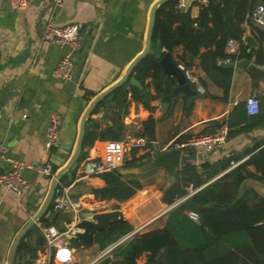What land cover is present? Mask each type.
Segmentation results:
<instances>
[{
    "label": "crops",
    "instance_id": "1",
    "mask_svg": "<svg viewBox=\"0 0 264 264\" xmlns=\"http://www.w3.org/2000/svg\"><path fill=\"white\" fill-rule=\"evenodd\" d=\"M155 1L61 0V4L57 6L51 0H30L24 8L14 9L7 0H0V142L5 144L10 158L25 164L22 171L25 186L21 195L15 196L0 187V264H9L13 241L28 220L43 206L51 179L65 163L60 167L53 165L51 177L42 175L38 169L45 162H51L52 155L58 156L59 160L65 158V162L70 158L75 149L79 122L88 104L97 94L121 78L129 63L144 48L149 11ZM205 2L208 1L198 0L189 7L192 18L198 16L199 5ZM180 7L183 8L181 0ZM47 22L60 27L76 25L79 29L81 46L74 57L73 76L70 80L60 79L54 74V68L66 47L42 38L41 32ZM244 25L243 41L245 36H250L255 42V46L249 47L244 41L247 51H250L258 45L250 26L262 31L264 29L252 24ZM162 51L166 50L162 48ZM205 52L206 49H201L200 54L195 57L184 54L182 58L181 46L170 51L173 61L197 78L204 89L202 94L196 93L189 84L194 94L173 93L170 103L154 98L149 103L150 109H147L141 102L134 101L129 91L127 112L121 113L119 117L113 96L110 100L104 99L105 103L91 118L99 129L121 126L120 140H95L84 159L113 157L121 164L120 169L123 168L125 160L132 159L130 153L135 147L138 148L135 159L142 165L161 151L175 147L179 139L185 140L191 135L211 132L218 128L215 125L218 123L219 127L228 128L227 140L222 147L203 157L181 151L179 170L188 163L202 174L205 182L196 188L199 190L218 181L262 148L264 74L254 77L246 69H230L231 80L224 97L223 88L201 66V55ZM218 62L221 63L220 60ZM249 62L256 64L254 55ZM263 65L264 63L258 66ZM257 68L264 72V68ZM149 81L150 78L146 80ZM127 82L126 86L130 84ZM148 91L155 95L152 87ZM145 93L146 95L143 94L147 97V92ZM249 97H255L259 102L257 114L249 115L246 112L245 101ZM172 101L174 104L171 106ZM188 107L189 111L186 112ZM53 112L60 115L61 125L56 144L49 148L45 129ZM149 117L155 121L154 140L149 147H145L146 139L139 133L143 129L142 123ZM139 139L142 141L137 143ZM63 146L69 147L67 153L62 151ZM83 160L78 162L71 181L61 186L54 199L62 191L78 198L83 208L82 219H91L98 212L120 210L124 220L130 224L131 231L137 230L136 234L163 228L170 211L177 206L172 207L174 202L195 190L191 185H186L183 187L184 195L175 198L170 205L165 203L162 198L169 187L166 185V172L157 168L144 174H132L137 177L142 187L126 201H101L89 190L102 187L103 180L99 175L84 177L80 166ZM227 161L229 165L221 169V163ZM10 168L7 160L0 159V173L7 172ZM246 169L256 173L253 165H248ZM263 187L264 183L247 179L238 189L239 192L252 189L258 195L264 196ZM57 211L53 206V213ZM187 211L188 209L185 214ZM53 213L49 210V214ZM62 224L64 228L66 222ZM44 226L38 220L28 231L24 242L36 249L30 253L17 252L15 264H24L25 260H30L33 264L50 263H47L44 243H37L40 228ZM95 246L97 245L91 247ZM91 247L80 248L82 250L78 249V252H88ZM141 258H146V254ZM53 263L57 264L56 261Z\"/></svg>",
    "mask_w": 264,
    "mask_h": 264
},
{
    "label": "trees",
    "instance_id": "2",
    "mask_svg": "<svg viewBox=\"0 0 264 264\" xmlns=\"http://www.w3.org/2000/svg\"><path fill=\"white\" fill-rule=\"evenodd\" d=\"M264 1V0H262ZM252 0H211L199 5V13L192 18L189 9L180 7V0H167L162 3L156 13L152 32V41L159 44L167 52L177 46L183 48L184 54L197 56L201 49L207 52L201 55V66L206 73L224 90L227 95L231 80L230 69L219 67V60L247 59L254 55V62L258 65L264 63V31L251 27V32L257 40V47L247 51L243 36L245 34V15L252 6ZM233 39L239 43L237 55L225 53V43ZM131 76L142 86L138 89L130 84H123L113 92V101L116 103L118 117L127 112V94L130 91L134 101L141 102L150 109L149 103L154 98H160L164 103L173 99L175 80L162 73L158 60L148 54L133 68ZM150 78L149 82L146 80ZM128 83V82H127ZM152 87L155 95L148 89ZM147 92V97L143 92ZM106 100L93 110L98 109ZM189 111V107L185 109ZM87 120L82 150L79 161L83 160L88 149L95 140L118 141L121 136V126L99 129L93 119ZM155 121L149 117L142 123L140 136L146 139L145 147L154 140ZM214 128L211 132L219 130ZM208 132V133H211ZM179 139L177 142H182ZM138 148L131 149V160H125L123 168H132L141 165L135 159ZM229 162L221 163V169L226 168ZM253 165L256 173L246 168ZM103 180L100 188H91L89 192L99 200H115L123 202L131 198L142 185L132 174H122L118 169L99 175ZM247 179L264 183V146L251 155L218 181L200 188L185 201L174 207L166 225L161 229L135 234L115 251L120 257L118 264H138V259L146 254L142 264H264V196L258 195L252 189L239 192V185ZM70 180L64 177L58 184L67 185ZM205 182L190 164H184L176 174L175 182L171 184L163 195V201L173 203L175 198L185 194L183 189L191 185L196 189ZM57 194V193H56ZM55 194V195H56ZM55 197V196H54ZM54 198L49 206L53 213ZM198 213L200 224L193 223L185 214V210ZM70 215L61 211L53 213V217L42 216L39 221L45 226H56L63 229V222H69ZM39 232V231H38ZM131 232L128 222L112 223L105 230L100 231L95 244L99 249L116 241L121 236ZM38 245L44 243L41 232L38 233ZM36 247L28 246L24 239L20 242L17 252L30 253ZM32 257V254H30ZM108 260L100 262L107 264ZM24 264H33L25 260ZM49 264H54L50 261Z\"/></svg>",
    "mask_w": 264,
    "mask_h": 264
},
{
    "label": "built area",
    "instance_id": "3",
    "mask_svg": "<svg viewBox=\"0 0 264 264\" xmlns=\"http://www.w3.org/2000/svg\"><path fill=\"white\" fill-rule=\"evenodd\" d=\"M10 6L14 9L24 8L30 0H7ZM55 5L59 6L61 0H51ZM245 23L252 24L259 28L264 29V2H259L253 0L251 8L245 15ZM42 38L45 40H50L54 44L65 46L66 50L61 56L60 60L54 68V74L63 80H70L73 76L74 68V57L80 49V34L79 29L76 25H66V26H54L51 22H47L41 32ZM239 51V43L233 39H229L225 43V53L228 55H237ZM220 62L230 63L232 60L230 58L222 59ZM255 67H261L253 63ZM183 70L187 82L193 86L194 90L198 94L204 92L203 87L197 80V78L187 69ZM245 109L247 114L254 115L259 111V102L255 97H249L245 101ZM1 117V112H0ZM61 125V117L59 114L53 112L50 114L48 123L45 129V137L47 146L53 147L56 144L59 129ZM228 128L222 126L216 132L212 133H200L196 135H191L187 137L182 142H177L175 147L181 149V151H187L192 153L196 157H203L209 152H212L220 147H222L227 140ZM142 139L137 140L140 143ZM0 159L7 160L11 168L7 172L0 173V187L8 193L15 196H19L25 186V179L22 175V171L25 168V164L19 160L10 158L6 152V146L3 142H0ZM81 173L85 176L100 175L105 172L118 169L121 164L115 160L113 157L105 159H84L80 162ZM39 173L44 176H53L54 166L51 162H45L39 169ZM198 189L191 191L186 196L178 198L174 202L173 206L180 204L182 201L187 199L191 194H193ZM55 210L68 213L70 215V220L65 224L63 229H59L56 226H44L41 227V233L44 239V252L47 255V263L56 261L57 264H74V250L70 249L68 244V239L74 235L76 232L75 224L82 219L83 208L80 200L78 198L71 197L67 191H62L54 199ZM189 219L194 223L200 224L199 215L197 212L188 210L186 212ZM137 230L131 231L111 244L107 245L88 263V264H100L104 260H108L107 264H118L120 257L115 254V251L123 243L128 241L132 236L136 234ZM62 250L69 252L68 259L63 261L59 260V253Z\"/></svg>",
    "mask_w": 264,
    "mask_h": 264
},
{
    "label": "water",
    "instance_id": "4",
    "mask_svg": "<svg viewBox=\"0 0 264 264\" xmlns=\"http://www.w3.org/2000/svg\"><path fill=\"white\" fill-rule=\"evenodd\" d=\"M165 1L167 0H156L150 8L148 26L145 36V45L142 51L137 56H135V58L129 63L123 76L118 80H116L109 87L101 91L99 94H97L91 100V102L88 104L87 108L83 112L79 122V131L75 143V149L72 155L70 156V158L67 160V162H65L64 161L65 158H60L59 160L58 156L56 155L51 156L50 161L54 166L60 167L62 163L65 164L56 171L54 177L51 179L50 188L46 196V199L43 203V206L36 214H34L28 220V222L22 227V229L17 234L15 240L13 241L9 252V259H8L9 264L16 263L18 246L20 242L25 238L28 231L36 224V222L42 216H47V217L50 216V218L53 217V214H49V206L55 194L60 191L58 190L59 182L64 177L68 178L69 180L73 177L82 150L86 123L88 118L92 114L93 110L104 99L110 100L113 96V92L117 88L125 84L127 81H129V83L132 86L138 89L142 88L141 84L134 77L130 76L133 68L141 59H143L148 54H152L158 60V64L162 69V73L166 77L173 78L175 80L176 87L173 90L174 94L183 92L186 95H191L195 93L191 89L189 83L187 82V79L181 67L177 65L176 62L173 61L171 53L167 51L163 52L159 44L154 43L152 41L155 13L158 7ZM181 1H182L183 9L187 10L193 3L197 2L198 0H181ZM203 1H211V0H203ZM244 41L249 47L255 46V42L253 38L250 36H245ZM219 66L228 69H233V68L246 69L254 77H259L264 74L262 70L255 67L247 59H243L238 62H230V63L221 62ZM143 93L146 95L145 91ZM173 104L174 102L172 101L171 106ZM68 150L69 147L67 146L62 147V151L64 153H67ZM180 158H181V149L178 147H173L161 151L158 155L153 157L145 164L132 168H120L119 171L122 174H144L150 170L161 168L166 172V185L170 186L173 183L177 171L180 168ZM263 193H264V187H263ZM123 221L125 220L120 210L98 212L93 214L91 216V219H81L75 224L76 232L72 237H70L67 240L68 241L67 246L74 251L80 248L91 247L95 244V238L100 231L105 230L112 223L123 222Z\"/></svg>",
    "mask_w": 264,
    "mask_h": 264
},
{
    "label": "rangeland",
    "instance_id": "5",
    "mask_svg": "<svg viewBox=\"0 0 264 264\" xmlns=\"http://www.w3.org/2000/svg\"><path fill=\"white\" fill-rule=\"evenodd\" d=\"M145 178L147 177H144V179ZM78 251L79 250L75 251V264H88L101 251V249L95 246V247H91L90 251L88 250V252H83L82 254H80ZM145 259L146 258L138 259V262H139L138 264H141L142 262H144Z\"/></svg>",
    "mask_w": 264,
    "mask_h": 264
},
{
    "label": "bare ground",
    "instance_id": "6",
    "mask_svg": "<svg viewBox=\"0 0 264 264\" xmlns=\"http://www.w3.org/2000/svg\"><path fill=\"white\" fill-rule=\"evenodd\" d=\"M146 197V196H145ZM147 198V197H146ZM145 198L143 197V200H144ZM136 202V201H135ZM138 203H139V201H138ZM133 204V203H132ZM160 205V204H159ZM134 206H135V204H134ZM133 206V207H134ZM132 209V208H131ZM126 213V212H125ZM131 215V214H130ZM125 216V215H124ZM129 216V215H128ZM68 255H69V252L68 251H66V250H62V251H60V253H59V260H63V261H65V260H67L68 259Z\"/></svg>",
    "mask_w": 264,
    "mask_h": 264
}]
</instances>
